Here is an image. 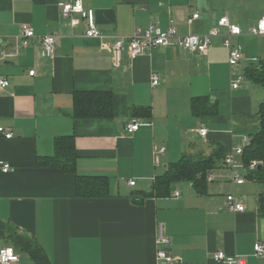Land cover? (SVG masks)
<instances>
[{"label": "crops", "instance_id": "crops-1", "mask_svg": "<svg viewBox=\"0 0 264 264\" xmlns=\"http://www.w3.org/2000/svg\"><path fill=\"white\" fill-rule=\"evenodd\" d=\"M65 1L0 0V51L16 48L22 24L36 35L15 58L0 62V76L10 83L0 96V127L12 133L11 139L0 136V161L12 167L0 173V221L34 238L51 264H156L159 225L170 241L164 249L177 264H216L215 251L264 264L253 254L254 243L264 241L260 183L246 176L233 185L220 161L208 172L214 181H206L201 192L185 182L173 184L168 196L151 191L155 178L185 153L209 155L216 145L223 160L257 132L264 88L249 82L244 70L264 60V35L249 34L264 17V0H83L97 29L111 38L106 40L85 38L83 21L71 28L60 16ZM193 13L199 17L189 26ZM224 16L242 32L230 39L243 57L235 67L228 65L223 36L212 40L205 55L172 45L130 60L124 48L114 64L115 36L149 24L165 29L170 21L180 35L201 36ZM50 34L56 48L47 59L39 37ZM152 75L159 78L155 87ZM239 75L243 80L232 90ZM74 92L110 93L112 117L74 119ZM193 98L207 99L209 111L193 113ZM135 109L142 112L133 114ZM132 118L143 125L128 134ZM201 128L205 137L198 134ZM62 136L74 138L76 175L106 178V197L78 198L75 175L37 166V159L53 155V140ZM159 147L165 151L156 163ZM231 194L243 212L227 211ZM16 253V264H33Z\"/></svg>", "mask_w": 264, "mask_h": 264}, {"label": "built area", "instance_id": "built-area-1", "mask_svg": "<svg viewBox=\"0 0 264 264\" xmlns=\"http://www.w3.org/2000/svg\"><path fill=\"white\" fill-rule=\"evenodd\" d=\"M60 16L68 20V24L71 28H74L84 22V37L87 39L106 40L111 39L103 35L96 27L95 17L93 10L84 6L83 0H67L59 4ZM198 13H193L187 24L191 26L194 21L198 19ZM224 29L222 35L221 30ZM242 34L240 28L229 22L227 16L222 17L217 22V25L211 28L205 35H180L177 27L172 21L169 22L165 29L160 28L156 24H149L146 28H136L130 36H115L112 39V57L114 64L117 65L119 61V55L121 51L126 48L128 57L130 60L149 53L151 50L159 48H169L172 45L191 53L205 55L212 45V40L220 36L224 37L223 45L228 49V65L229 67L237 66L243 59L242 55L231 47L230 39L232 37H238ZM249 34L252 36L264 35V17L257 23L256 27L249 30ZM34 29L28 24H22L19 27V35L16 37V48L10 52L0 51V62L15 58L19 48L29 47L31 40L35 38ZM39 43L41 47L42 56L51 59L55 55L56 48V35L50 34L39 37ZM29 76L34 75V71L28 72ZM243 80V76L239 75L236 79L231 81V89L238 88L240 82ZM159 84V78L157 75L151 76V85L153 87ZM9 81L0 76V96L9 88ZM143 124L136 118L130 119L126 125L125 130L128 134H132L139 130ZM198 134L201 137H205L207 130L201 128L198 130ZM0 136L11 139L12 133L9 128L0 127ZM251 138L244 137L242 139V146L235 149L232 153L228 154L222 161L221 165L226 167L230 172V180L233 185H241L245 182L246 176L255 171L256 167L260 165L257 160L251 161L249 164H244L241 157L246 147L250 145ZM165 149L159 147L154 151L153 157L156 163H158V156L164 153ZM12 171V167L3 161H0V173L7 174ZM206 181L211 183L214 181L213 175L206 174ZM130 186H134V182H129ZM179 193H174V196H178ZM226 209L230 213L243 212L244 206L239 203L233 194L226 197ZM170 243L169 239L163 234V227L159 225L158 233L156 237V264H177L179 259L172 257L165 251V247ZM253 254L257 258H264V241H257L253 245ZM211 259L216 264H245L242 257L238 255L226 256L222 251H215L211 255ZM19 261V255L9 245H3L0 247V264H16Z\"/></svg>", "mask_w": 264, "mask_h": 264}, {"label": "trees", "instance_id": "trees-1", "mask_svg": "<svg viewBox=\"0 0 264 264\" xmlns=\"http://www.w3.org/2000/svg\"><path fill=\"white\" fill-rule=\"evenodd\" d=\"M244 77L253 85L264 88V60L250 64L244 70ZM72 101L74 119L100 120L112 117L110 93L74 92ZM190 106L193 113L209 111L205 98H193ZM134 112L142 111L135 109L133 114ZM143 112L145 113V110ZM257 114L260 119L258 130L251 136L250 145L244 149L241 159L245 165L254 160L260 162L255 171L247 175V178L263 186V192L259 198V212L264 215V102L258 106ZM76 159L74 138L62 136L53 140V155L37 159L36 164L39 167L57 168L63 173L75 175V193L78 198L106 197L107 179L76 175ZM220 161H222V150L216 145L209 155L185 153L178 162L168 165L165 172L155 178L152 195L168 196L173 184L184 182L190 183L198 192H201L206 185V174ZM0 240L11 246L15 252L27 255L33 264H51L41 245L34 238L19 232L10 223L0 221Z\"/></svg>", "mask_w": 264, "mask_h": 264}]
</instances>
